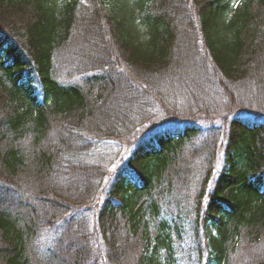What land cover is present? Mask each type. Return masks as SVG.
<instances>
[{"label":"trees","instance_id":"trees-1","mask_svg":"<svg viewBox=\"0 0 264 264\" xmlns=\"http://www.w3.org/2000/svg\"><path fill=\"white\" fill-rule=\"evenodd\" d=\"M0 264H264V0H0Z\"/></svg>","mask_w":264,"mask_h":264},{"label":"rangeland","instance_id":"rangeland-1","mask_svg":"<svg viewBox=\"0 0 264 264\" xmlns=\"http://www.w3.org/2000/svg\"><path fill=\"white\" fill-rule=\"evenodd\" d=\"M193 169L194 170H198V169H196L195 165L193 166ZM194 170H192L193 172L191 173V178L194 179V181H196L197 178H196ZM187 185H188V183H186L185 186H187ZM190 186H191L190 189L184 190L185 192L183 194L180 193V194L177 195L179 198H182V197L186 196L187 201H185V204L188 205V206L192 205L193 197H194L195 192H196V188L194 187L193 183H191Z\"/></svg>","mask_w":264,"mask_h":264}]
</instances>
